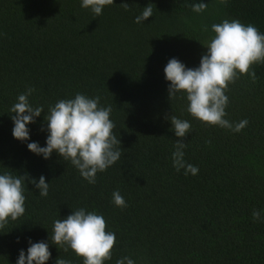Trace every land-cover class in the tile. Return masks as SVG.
I'll list each match as a JSON object with an SVG mask.
<instances>
[{
  "label": "trees",
  "instance_id": "1",
  "mask_svg": "<svg viewBox=\"0 0 264 264\" xmlns=\"http://www.w3.org/2000/svg\"><path fill=\"white\" fill-rule=\"evenodd\" d=\"M199 2L114 0L97 17L80 0H0V171L49 182L48 196L40 197L26 181L25 213L0 229V264H15L28 238L48 240L53 220L80 207L102 214L106 231L116 234L104 264L125 256L135 264H264V222L251 215L264 209V64L251 66L255 82L244 74L228 85L225 118L248 121L239 133L193 118L179 94L169 101L163 73L173 57L198 66L211 25L223 19L264 33V0H203L207 7L197 14L191 6ZM149 3L152 17L134 23ZM28 87L35 89L30 102L45 113L76 92L111 106L122 154L95 184L55 152L45 160L27 150V142L44 146V112L27 125L29 141L12 137L8 110ZM171 114L191 124L182 140L196 175L172 166L180 138L164 118ZM117 189L127 207L111 202ZM49 251L46 264L58 256L82 264L71 249L49 243Z\"/></svg>",
  "mask_w": 264,
  "mask_h": 264
},
{
  "label": "clouds",
  "instance_id": "2",
  "mask_svg": "<svg viewBox=\"0 0 264 264\" xmlns=\"http://www.w3.org/2000/svg\"><path fill=\"white\" fill-rule=\"evenodd\" d=\"M218 2L226 5L228 0ZM113 3L114 0H80V7L98 17L105 6ZM120 6L125 11L129 8L127 3ZM191 7L193 12L199 14L207 4L200 0ZM152 14L153 8L149 3L134 17L133 22L140 24ZM203 30L207 31V28ZM211 31L214 35L202 44L206 52L201 55L198 66L190 68L175 57L168 59L163 68L164 79L170 82L167 87L168 99L170 101L179 94L186 101L187 113L193 118L239 133L248 121L231 122L225 118L228 105L226 92L228 85L241 75L247 74L255 82L256 72L251 66L264 64V33L253 24H243L238 19H223L218 24H212ZM34 92V88H26L17 95L8 110L13 124L11 135L22 143L30 140L27 125L35 123L36 118L44 112L43 105L34 106L30 102L29 97ZM100 99L99 96L90 97L76 92L71 98L58 99L49 105L40 129L47 133L44 146L35 141L27 142V150L45 160L55 152L69 162L87 183L95 184L96 174L112 166L122 154L120 140L113 131L114 122L110 119L111 106L101 105ZM164 118L170 121L171 131L180 138L173 144V168L177 172L183 169L184 175H196L198 167L184 159L186 143L182 138L190 133V122L173 114ZM26 181L34 185L40 197L48 196L49 182H46L44 175L34 178L27 172L21 175L0 171V229L25 213ZM111 198L116 207H127L118 189L112 192ZM251 215L254 221L264 222V209L253 210ZM115 240L116 234L111 230L106 231V220L102 214L80 207L65 218L53 220L48 240L33 242L28 238L26 251L18 250L15 264H46L51 257L49 243L59 245L64 251L71 249L82 258V264H104L111 259ZM54 264H72V261L58 256ZM116 264H135V261L125 256L118 259Z\"/></svg>",
  "mask_w": 264,
  "mask_h": 264
}]
</instances>
